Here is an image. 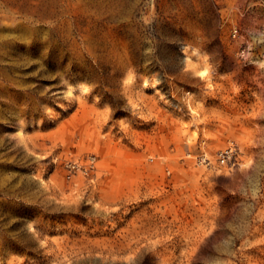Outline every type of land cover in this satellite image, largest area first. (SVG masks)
Returning <instances> with one entry per match:
<instances>
[{"label":"rangeland","instance_id":"1","mask_svg":"<svg viewBox=\"0 0 264 264\" xmlns=\"http://www.w3.org/2000/svg\"><path fill=\"white\" fill-rule=\"evenodd\" d=\"M0 264H264V0H0Z\"/></svg>","mask_w":264,"mask_h":264},{"label":"built area","instance_id":"2","mask_svg":"<svg viewBox=\"0 0 264 264\" xmlns=\"http://www.w3.org/2000/svg\"><path fill=\"white\" fill-rule=\"evenodd\" d=\"M235 152H236V147L234 144L228 145L227 147L221 149L218 152L219 162L221 164H227L228 162H230L231 157L235 154ZM65 167H66L65 176L67 179H72L78 170H81L83 174L87 175L94 167V158L90 157L88 159V162L84 166H81V164L77 160H68L65 163Z\"/></svg>","mask_w":264,"mask_h":264}]
</instances>
